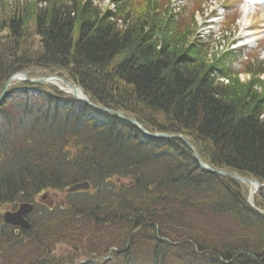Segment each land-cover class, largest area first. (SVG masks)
<instances>
[{
	"label": "trees",
	"instance_id": "trees-1",
	"mask_svg": "<svg viewBox=\"0 0 264 264\" xmlns=\"http://www.w3.org/2000/svg\"><path fill=\"white\" fill-rule=\"evenodd\" d=\"M5 1L0 98L14 73L58 72L150 132L180 129L215 168L264 183V93L246 84L232 100L239 72L219 61L226 84L206 71L209 42L187 48L205 0L168 20V0H113L117 11L105 13L95 0H48L42 10ZM255 63L264 71L260 61L245 70ZM82 181L91 190L66 192ZM46 192L59 194L51 206L37 201ZM248 194L202 169L181 139L146 137L49 84L16 82L0 102V209L35 205L30 230L5 224L0 211V264H264V214Z\"/></svg>",
	"mask_w": 264,
	"mask_h": 264
},
{
	"label": "rangeland",
	"instance_id": "rangeland-1",
	"mask_svg": "<svg viewBox=\"0 0 264 264\" xmlns=\"http://www.w3.org/2000/svg\"><path fill=\"white\" fill-rule=\"evenodd\" d=\"M9 1L8 4H10V2L12 4H16L18 6H30V5H36L38 10H42L43 8H49L48 6V0H7ZM193 0H189L188 1V9H192L194 7V1ZM4 2L6 3V1L4 0ZM51 2V0H50ZM66 2V0H65ZM78 2H80V4H85L86 0H74V3L77 4V6H80V4H78ZM95 5V9L96 6H98V8L100 9V11L102 13L104 12V9L106 10L107 8H109L108 10H112V11H117V7H116V2H114L113 0H95L93 2ZM223 3L224 7H221V4ZM224 3H227V7L224 5ZM65 4V3H64ZM68 4H70L71 6L75 5L72 2H68ZM249 5L252 12L251 14V25H247L246 23H244V18H243V13L242 10L244 9V5ZM207 5V4H205ZM220 6V7H219ZM208 7V5H207ZM163 8L165 9V14H163L165 16V19L168 20V16L167 14L171 11L170 9H168V7L163 6ZM215 10H219L220 12L223 11L224 14V18H222V20H220V22L217 24H214L213 27L211 24L209 25H204V21L207 20L208 22H210L211 20H213V18L210 16L212 15V13L214 14ZM33 12V11H32ZM31 12V13H32ZM30 13V14H31ZM206 16H208L206 18ZM228 17H238V19L236 20V22L232 25L231 29L232 30H227V28L230 27V25L228 26V23L230 21L227 22ZM28 18L32 21L35 22L37 21L38 17L33 18L32 16H28ZM102 18V15L101 17ZM240 18V19H239ZM197 20L199 21L200 24V30L201 33L206 36L209 37V35H212L215 38V45L214 49L212 50V54L209 56V59H211L216 53L220 52L222 53V46L225 45L226 42H230L233 40H241L239 39L240 34L242 32H244V30L246 31L247 29H252L254 31H261V37H259L258 42L255 43V46L250 47L248 49H243V53L242 55L238 58L237 62H235L234 64H232V68L236 69V71L242 69L244 62H246V60L251 57V54H257L259 56V59L262 60V58H264V0H213L212 6L209 7V11H206L203 16L199 15L197 13ZM212 27L210 33L208 32L209 29ZM208 34V35H207ZM79 28L76 27L75 29V33H74V40L77 41L79 39ZM261 38V39H260ZM188 40V39H187ZM187 42V41H186ZM184 43V42H183ZM263 50V51H262ZM263 52V54L260 57V52ZM123 56L122 54L119 55V58H116L117 62H120L122 60ZM255 69H250L249 72L244 70V71H240L241 73L238 74V80L239 82H242L241 85H235L237 84V82H233L230 81V83L232 85H230L227 89V94H231L232 96V100H236V98H239V96H242L244 93V89L246 88V84L251 86V91L253 92H259L261 89V82H259L258 80L264 82V71H261L260 73H258V71L256 70V67L259 66L258 63H255ZM29 73V72H28ZM218 78V77H217ZM216 78V79H217ZM219 79V78H218ZM223 80V79H222ZM219 83V82H218ZM228 84V83H226ZM261 119L264 120V114L261 116ZM244 185L246 186L247 189L249 190H253L252 186L248 183V182H243ZM264 189V188H263ZM258 195H261L260 197H264V190H261L260 192H258L255 195L254 199H251L253 204L255 205V199L259 198ZM59 199L57 198L56 194H50L48 196L47 199H49L51 201V199ZM39 201L46 203V199H43L42 197L37 198ZM48 205V203H47ZM65 246V245H63ZM63 249V248H62Z\"/></svg>",
	"mask_w": 264,
	"mask_h": 264
},
{
	"label": "water",
	"instance_id": "water-1",
	"mask_svg": "<svg viewBox=\"0 0 264 264\" xmlns=\"http://www.w3.org/2000/svg\"><path fill=\"white\" fill-rule=\"evenodd\" d=\"M58 80L61 84L59 85L60 89L71 93L74 97H76L77 99H81L84 101H87L89 103V100L87 99V97L85 96L84 90H82L80 87H76L75 85H73L71 82H69L68 80L63 79L62 77L56 75V76H45L44 78H30L28 76V74L26 72H18L16 74H14L8 81H7V85L6 88L3 92V96L0 99V102L3 100V98L6 95V91L7 89L12 85L13 81H28L31 83H42L44 84L45 82L47 83H53V81ZM156 136H160V137H166L167 135H162V134H156ZM179 138L184 139L185 143L187 144V146H189L190 149H192V151L195 153L196 158L200 160V163L202 165V167L207 168L208 170H213L216 174L218 175H224L230 178H234L239 180L240 182H247L249 181L251 184H257L259 187L263 186L262 184H260V182L256 179H246L244 177H241L237 174H231L230 172L226 171V170H219V169H215L212 166H209L207 163H205L199 156L197 150L195 149V147L191 144V142L182 137V136H176ZM90 188V185L88 182H82V183H78V184H74L72 185L71 188L68 189V191L70 193L72 192H76V191H81L83 190H87ZM250 203L253 205L252 200L250 199ZM254 206V205H253ZM33 209V204L32 203H21L19 205V207L16 210H4V222L6 224H12L18 227H22L25 230H30L31 229V222H29L26 219V216L30 214V212H32Z\"/></svg>",
	"mask_w": 264,
	"mask_h": 264
},
{
	"label": "bare ground",
	"instance_id": "bare-ground-1",
	"mask_svg": "<svg viewBox=\"0 0 264 264\" xmlns=\"http://www.w3.org/2000/svg\"><path fill=\"white\" fill-rule=\"evenodd\" d=\"M244 7V9H245V12L246 11H248V12H246V14H244L245 16H244V23H246L248 26L249 25H251L252 23H251V20H252V18L250 17L251 16V12H252V10H250L249 8H252V7H250L249 5H244L243 6ZM261 32H262V30L261 31H254V30H247V32L245 33V35H244V37H243V44H246V43H255V42H257L258 41V38L259 37H261ZM56 83H58V82H56ZM55 83V84H56ZM254 185H255V187H253L252 189V193H253V195L254 194H256V192H257V188H258V185L257 184H255L254 183Z\"/></svg>",
	"mask_w": 264,
	"mask_h": 264
}]
</instances>
